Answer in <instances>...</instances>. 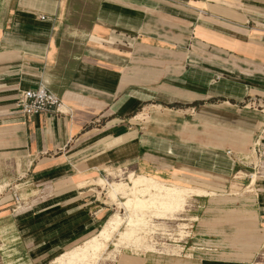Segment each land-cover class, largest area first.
Here are the masks:
<instances>
[{
  "label": "crops",
  "instance_id": "0c3cea01",
  "mask_svg": "<svg viewBox=\"0 0 264 264\" xmlns=\"http://www.w3.org/2000/svg\"><path fill=\"white\" fill-rule=\"evenodd\" d=\"M38 86L61 104L27 116ZM119 171L195 194L179 253L116 264H262L264 0H0L1 262L96 235Z\"/></svg>",
  "mask_w": 264,
  "mask_h": 264
},
{
  "label": "rangeland",
  "instance_id": "374dc122",
  "mask_svg": "<svg viewBox=\"0 0 264 264\" xmlns=\"http://www.w3.org/2000/svg\"><path fill=\"white\" fill-rule=\"evenodd\" d=\"M128 175L129 172L119 171L117 173H113L111 177L105 181H101L100 183L104 189V199H106L107 203L111 204L112 207L109 215L118 213L122 218V223L117 228V231L113 232L111 242H108L105 252L99 257L95 264H116L121 254L132 255L146 254L149 252L177 254L179 253L177 244L180 242L183 243L184 240H187L189 236H191L189 231H191L194 220L189 214L193 212L191 199L195 194L194 191H191L192 193L189 192L190 194H187L182 203V207L177 212L172 210L170 212V210H167L160 205L158 206L159 208H156V205L154 206L155 202H157L154 198L156 197L155 195L161 194V192L158 190H149L147 192L144 191L139 195L134 194L133 192L130 193V191L127 190L126 193L122 192L117 196L111 195L109 183L119 182L124 183L125 185V183L128 182ZM161 183L164 185H169L164 182ZM125 187L129 189L128 185L124 186L123 188ZM129 199H131V202L127 205L125 204V206H123L121 204L128 201ZM167 199L168 198L166 197L165 200ZM156 204H158V202ZM103 223L101 225H103ZM119 232H122V234H119ZM8 242L9 243H6L7 245L12 241L10 242L9 239ZM83 244L82 242H79L76 245L82 246ZM188 245H190V243ZM18 255V250L7 251L5 252L4 262H1L0 259V264L21 263V260L15 262L18 258ZM62 255H58L56 259H51L44 264H58V259ZM260 258L262 259L263 257H259V260ZM261 262L264 264V260ZM62 264L83 263L77 260L67 261L64 259Z\"/></svg>",
  "mask_w": 264,
  "mask_h": 264
},
{
  "label": "bare ground",
  "instance_id": "6f19581e",
  "mask_svg": "<svg viewBox=\"0 0 264 264\" xmlns=\"http://www.w3.org/2000/svg\"><path fill=\"white\" fill-rule=\"evenodd\" d=\"M128 182L130 183V188L133 190L132 192L134 194L139 195L141 192H147L149 190H158L159 192H161V194L155 195L156 197L154 198L158 202V204H156L157 202H155L154 206L156 205V208H159L158 206L160 205L167 210H170V212L171 210L177 211L182 206V203L187 194L193 191L192 188L164 185L159 181H156L149 177H144L142 175L136 176L131 174L128 176ZM126 185L127 184L124 185V183H114L113 185H110V194L116 196V194L122 191V188ZM162 192L164 195L162 194ZM166 197L168 198L167 200H165ZM130 202L131 199L121 204L125 206V204L127 205ZM121 223L122 218L118 213L110 215L96 235L87 240L82 246H78L73 250H70L69 252L63 254L58 259V264H62L64 259L67 261L77 260L83 264H95L99 257L102 256V254L105 252L108 242H111L112 240L111 238L113 232L117 231V228L121 225ZM119 234H122V232H119Z\"/></svg>",
  "mask_w": 264,
  "mask_h": 264
},
{
  "label": "built area",
  "instance_id": "2783aa9c",
  "mask_svg": "<svg viewBox=\"0 0 264 264\" xmlns=\"http://www.w3.org/2000/svg\"><path fill=\"white\" fill-rule=\"evenodd\" d=\"M17 102L20 105L21 111L27 116L57 111L61 104L60 100L44 86L21 91ZM255 103L253 102V104ZM13 202V208H18L23 204V199L14 193Z\"/></svg>",
  "mask_w": 264,
  "mask_h": 264
}]
</instances>
